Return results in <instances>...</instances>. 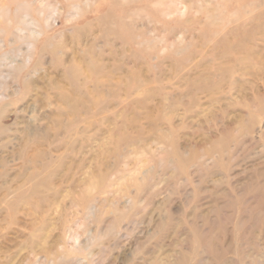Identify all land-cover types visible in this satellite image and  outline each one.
<instances>
[{
    "label": "rangeland",
    "instance_id": "rangeland-1",
    "mask_svg": "<svg viewBox=\"0 0 264 264\" xmlns=\"http://www.w3.org/2000/svg\"><path fill=\"white\" fill-rule=\"evenodd\" d=\"M0 264H264V0H0Z\"/></svg>",
    "mask_w": 264,
    "mask_h": 264
}]
</instances>
